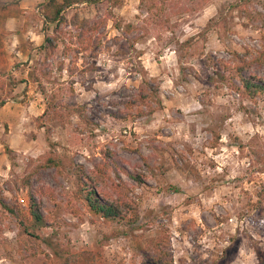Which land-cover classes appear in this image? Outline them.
Returning <instances> with one entry per match:
<instances>
[{"label": "rangeland", "instance_id": "rangeland-1", "mask_svg": "<svg viewBox=\"0 0 264 264\" xmlns=\"http://www.w3.org/2000/svg\"><path fill=\"white\" fill-rule=\"evenodd\" d=\"M235 1L171 0L158 15L140 0L79 3L56 29L42 21V0L11 6L23 24L0 22V196L26 206L29 187L42 185L46 222L24 249L22 226L0 206V264H55L67 249L142 264L141 247L158 233L172 264H264L253 207L264 186V100L231 88L237 55L250 59L264 45V0L243 9ZM45 37L57 43L48 56ZM244 74L264 77L254 65ZM143 79L160 104L139 115L126 102ZM106 151L140 176L138 184L118 170L134 226L97 218L68 195L81 167L94 169ZM48 156L61 159V172L39 167Z\"/></svg>", "mask_w": 264, "mask_h": 264}, {"label": "trees", "instance_id": "trees-1", "mask_svg": "<svg viewBox=\"0 0 264 264\" xmlns=\"http://www.w3.org/2000/svg\"><path fill=\"white\" fill-rule=\"evenodd\" d=\"M101 1L109 2L111 7L118 6L122 2V0H42L39 5V11L43 23L54 24V28L56 29L66 22L65 15L63 14L65 8L79 3L96 4ZM169 1L171 0H140V3L146 12L158 15L165 10V6ZM252 1L237 0L233 3V8H246ZM18 5L19 0L0 3V22L11 14V6ZM94 27L97 28L98 25L94 24ZM79 28L82 30L83 26ZM3 35L4 31H0V55L3 53ZM44 40L43 49L48 56L57 45L56 37H45ZM237 56L239 58V63L236 66L238 81L231 83L232 90L242 98L252 102H256L258 99L264 100V77L259 78L252 74H244V70L253 65L261 68L264 73V45L250 59L245 55L238 54ZM47 75L48 73L44 72V76L47 77ZM159 104L160 99L156 88L145 79L140 81L136 93L126 102L127 107H137L139 115L155 111ZM237 146L240 147L241 145L238 144ZM103 159L95 163L94 169L89 172L84 171L81 167L75 179L76 188L73 191H69L68 195L71 200L81 203L91 215L97 218L110 223L134 226L138 221L139 215L130 197L131 189L120 179L118 170L128 174L138 184H141L140 176L136 172L128 173L109 151H106V156ZM262 159V166L259 170L264 172V158ZM39 167H55L61 172L62 161L58 156H48L39 164ZM111 171L115 172L117 180L110 176ZM106 188H108L107 191L105 190ZM28 192V203L26 206L22 205L17 199L7 202L0 196L2 210L11 215L22 226L25 232L26 236L19 239L24 249H27L28 243L33 242L32 237L35 236L34 232L39 227L44 226L46 222V218L41 213L40 203L36 199V197H41L46 192V188L42 185L30 186ZM256 198L253 203L254 214L263 222L264 186L257 191ZM69 210H71L74 216L78 215L77 207L74 205H71ZM127 232L126 230L125 233ZM147 242L145 248L141 247L144 257L142 264H172V255L169 251V238L162 236V233H158L150 237ZM57 255L58 260L55 264H107V260L99 250L82 249L70 251L67 249ZM260 255L258 252V256Z\"/></svg>", "mask_w": 264, "mask_h": 264}, {"label": "crops", "instance_id": "crops-1", "mask_svg": "<svg viewBox=\"0 0 264 264\" xmlns=\"http://www.w3.org/2000/svg\"><path fill=\"white\" fill-rule=\"evenodd\" d=\"M4 1L6 0H1V2L3 3ZM12 1V0H10ZM31 1H34V0H19V5H18V8H21V9H25V8H28L27 5L28 3H31ZM0 2V3H1ZM37 9V8H36ZM25 12V10H24ZM27 12V11H26ZM15 13V14H13ZM22 20V21H21ZM23 15L22 13L18 14V11H11V14L8 16V18L6 19V24L7 25H13V23H21V25L23 24ZM22 30V29H21ZM17 31V30H16ZM15 42H18L19 40L16 39L14 40Z\"/></svg>", "mask_w": 264, "mask_h": 264}]
</instances>
